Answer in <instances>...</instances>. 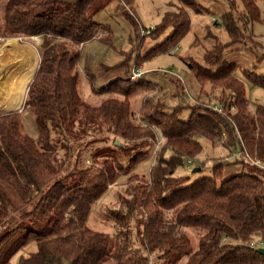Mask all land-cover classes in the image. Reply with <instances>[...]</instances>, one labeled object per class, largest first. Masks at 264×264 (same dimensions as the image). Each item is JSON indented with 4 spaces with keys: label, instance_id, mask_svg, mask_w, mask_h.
<instances>
[{
    "label": "trees",
    "instance_id": "obj_1",
    "mask_svg": "<svg viewBox=\"0 0 264 264\" xmlns=\"http://www.w3.org/2000/svg\"><path fill=\"white\" fill-rule=\"evenodd\" d=\"M112 1L0 0L1 39L42 40L40 63L23 110L0 113V264H10L31 243H36V251L23 256L19 264H103L108 258L124 264L134 251L128 228L142 215V239L149 255L159 251L161 258L175 256L176 261L187 257L186 264H264V255L258 251L264 248V169L240 162L241 173L219 183L236 164L225 156L213 160L210 176L193 183L190 176L176 175L188 167V159L203 152L201 140L209 141L215 150L221 145L228 156L248 150L253 158L264 159V103L257 104L251 114L246 84L236 76V64L224 60L226 47L240 42L239 38L255 41L252 33L246 37L243 31L254 23L264 24V0L262 7L258 0H237L242 7L238 13L236 0H224L230 11L222 15L220 25L230 42L207 50L203 64L185 59L201 96L211 93L217 104L209 106H222L226 115L210 107L201 113L204 108L195 105L188 120H183L181 108L169 112L161 102L147 97L141 108L148 113L145 121L136 120L130 98L142 87L156 90L145 77L129 78L131 56L122 64L128 77L102 88H96L95 77L83 70L92 93L105 96L101 104L91 106L80 94L79 47L95 40L101 31L105 34L98 41L114 45L112 28L94 20ZM120 1L141 45L147 37L156 40L171 29L161 43L136 56L137 67L169 54L191 28L190 11L203 12L196 0H177L176 11H167L160 25L145 30L133 13L136 0ZM243 74L264 90V76L248 69ZM25 114L34 118L38 142L23 131ZM104 130L119 141L116 146L125 155L137 152L129 167L101 151L78 171L76 184L68 182L69 175L58 179L72 157L79 165L87 141ZM156 130L165 137L158 152ZM150 155L153 165L146 177L140 176L135 170ZM194 169L201 172L202 162ZM124 178L127 188L117 193L120 208L108 211L119 240L111 255L110 236L89 229L87 223L94 205ZM188 228L205 231L196 249L185 232Z\"/></svg>",
    "mask_w": 264,
    "mask_h": 264
},
{
    "label": "rangeland",
    "instance_id": "obj_2",
    "mask_svg": "<svg viewBox=\"0 0 264 264\" xmlns=\"http://www.w3.org/2000/svg\"><path fill=\"white\" fill-rule=\"evenodd\" d=\"M196 2L200 3L203 12L200 14H194L190 11L192 20L191 28L183 37L181 43L172 49L174 50V53L163 54L148 62L146 69L148 68L154 71L163 69L166 70V72L148 73L145 76V80L155 87V92H148L149 90L146 86L140 88L138 92H135V94L131 96L132 110L136 115V120L139 119V121H145L144 115L147 116L148 113L146 110H141V108L147 97H149L148 99L150 101L152 100L154 103L161 102L166 111L169 112L181 108L180 117L183 120H188L192 106L197 105V107H203L204 109L201 113H207L206 107L212 105L211 103L217 104L211 97V93L208 94L209 96H201V87L195 79L194 74L188 68L185 59H192L197 63L203 64V56L207 50L213 49L216 44L226 45L230 42V37L226 32V28L224 25H220L222 23V15L230 11V5L224 0H196ZM237 3L239 7H237L238 11L236 13L241 12L242 10L240 2L237 1ZM258 3L262 7V0H258ZM178 7L179 4L177 0H136L133 13L139 26L146 30L153 29L160 25L165 13L167 11H176ZM94 20L109 25L112 28L114 31V45H107L98 41V39L105 34L101 31L97 36L98 39L96 38L95 40L86 43L84 47L83 45L79 47V49L82 50L79 63V67L82 70L79 90L81 96L91 106L101 104L105 99V96L92 93L90 79L83 75V70L85 72H90V74L95 77L94 84L96 88L105 87L112 81L128 77L125 74V69L122 67V64L129 56L132 57L130 64L133 68L135 65L134 59L139 53L145 55L153 46L161 43L166 36L171 34V29H168L156 40L147 37L144 44L141 45V40L138 39L135 25L128 18L127 9L120 0H114L107 4L101 12L96 14ZM243 33L246 37H249L250 33H252L255 36V41L252 42L249 39H243V37L239 38L240 42L226 47L224 50V60L236 64V76L246 84L247 98L251 102V114L253 115L255 106L264 103V90L259 87H254L249 83L243 74V70L248 69L250 71H255L258 75L264 76V24L254 23L248 30H245V32L243 31ZM41 43L42 40L39 37H33L32 39H27V41H24L21 38H11L7 40L0 38V46L8 44L12 46L31 45L35 53L38 54V64L35 74L40 63L38 47ZM27 89L21 105V100L16 101V104L20 105L18 108L0 113L4 114L7 112L23 110L27 99ZM216 92L219 93V90ZM22 120L24 133L33 137L38 142L39 133L32 115L25 114ZM159 132L160 131H157V133ZM224 134L227 137L226 132H224ZM87 143L88 144L84 147V150H82L79 165H76V162L72 157V161L63 167L58 179H62L69 175L68 182L71 185L76 184L79 179L78 171L88 167V163L93 161L96 158V154L101 151L102 155L115 156L121 159L126 168L129 167L132 157L137 154V152H131L125 155L123 151L116 146L120 144L119 141H115L114 136L109 134L106 130L96 137H91ZM201 144L203 146V152L196 159L191 160L194 162V167L202 162V171L193 173L194 167H185L180 168L176 173L177 176H190L191 183L200 178L210 176L214 162L213 160L217 157L227 156V159L230 158L236 163L232 166L233 168L228 170V173H226L225 177L220 180L219 183L233 175L240 174L243 162H264V159L253 158L251 152L248 150H244L243 155L232 153L228 156L226 154L227 152H223L221 149V145L215 150L207 140H201ZM62 148L63 147L59 145L58 150L60 153H63ZM142 152L146 153L147 149H143ZM239 158L241 160H238ZM153 162V156L151 157L150 155L146 161L136 168L135 172L140 176L146 177ZM186 166H188V164ZM258 167L264 169V164L262 163V165ZM132 171L133 170L131 169L130 172ZM40 173L42 176H45L43 170H41ZM126 188L127 184L124 178L118 186H113V188L94 205L87 223L89 229L103 232L110 236L111 255L117 247L119 240L115 229V220L111 217L108 211L120 208L117 193L120 191L124 192ZM143 219L144 216L142 215L139 220L132 222L128 228V235L131 242L130 246L134 251L126 258L124 264H186L187 257H182L180 260L176 261L175 256L166 259L161 258L159 251L155 252L153 255H149L142 239L143 222L140 223V220ZM185 232L192 239L193 248L196 249L198 247L199 238L205 233V231L202 229L188 228L185 229ZM36 249V243H31L26 249L16 254L10 264H19V261L23 256L35 252ZM103 264L117 263L113 258H108Z\"/></svg>",
    "mask_w": 264,
    "mask_h": 264
},
{
    "label": "crops",
    "instance_id": "obj_3",
    "mask_svg": "<svg viewBox=\"0 0 264 264\" xmlns=\"http://www.w3.org/2000/svg\"><path fill=\"white\" fill-rule=\"evenodd\" d=\"M37 60L38 54L35 53L31 45L12 46L8 44L0 46V112L19 107L16 101L24 98L23 89L28 88L35 75ZM145 70L148 74L160 73L159 70L162 69L154 71L145 68ZM21 103L22 101L20 105Z\"/></svg>",
    "mask_w": 264,
    "mask_h": 264
},
{
    "label": "built area",
    "instance_id": "obj_4",
    "mask_svg": "<svg viewBox=\"0 0 264 264\" xmlns=\"http://www.w3.org/2000/svg\"><path fill=\"white\" fill-rule=\"evenodd\" d=\"M98 39V38H97ZM174 53V50L170 51L169 54H173ZM147 64L144 63L143 65L137 67L134 65V67L132 68V71L130 72L129 74V78L132 80V81H140L142 80V78L145 77V75L147 74V71L145 70ZM161 72H166V70H159ZM210 108H212L213 111L217 112V113H220V114H223L224 116L226 115V112L224 110V108L222 106H209ZM234 109V108H233ZM158 134V139H159V142L156 146V152L159 151L160 147H161V144L162 142L165 140V137L159 132L157 133ZM254 164L258 165V166H261L262 163L264 164V162L262 161H253ZM187 164H188V167L191 168V167H194V162L191 161V160H188L187 161Z\"/></svg>",
    "mask_w": 264,
    "mask_h": 264
},
{
    "label": "water",
    "instance_id": "obj_5",
    "mask_svg": "<svg viewBox=\"0 0 264 264\" xmlns=\"http://www.w3.org/2000/svg\"><path fill=\"white\" fill-rule=\"evenodd\" d=\"M198 171H199V169H194V170H193V173H197ZM258 251H259L261 254L264 255V248H260Z\"/></svg>",
    "mask_w": 264,
    "mask_h": 264
}]
</instances>
